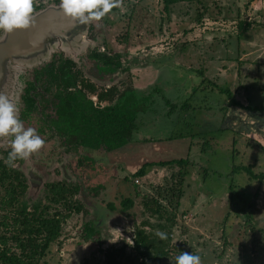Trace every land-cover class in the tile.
<instances>
[{
	"label": "rangeland",
	"instance_id": "rangeland-1",
	"mask_svg": "<svg viewBox=\"0 0 264 264\" xmlns=\"http://www.w3.org/2000/svg\"><path fill=\"white\" fill-rule=\"evenodd\" d=\"M55 1L35 0L34 9L41 10L56 4ZM249 1L180 2L171 6L168 13L163 9L162 0H122L120 7L113 8L101 20L90 21L95 30L89 33L93 38L92 46L110 54H121L122 67L111 75L99 77L100 80L92 72L86 75L99 88L143 86V90H147L156 84L173 103L208 107L217 112L216 116L221 113L223 106L220 105L226 104L228 99L227 93L219 88L229 89L231 96L244 106H264V46L252 48L255 54L247 60L254 61H250L248 71L237 61L242 50L238 41L243 26L239 27V23L244 17V2ZM254 5L263 8L259 15H264V0H254ZM238 8L241 10L237 14ZM260 30L252 38L264 43V29L263 33ZM143 66H153L156 71L152 74L143 71ZM140 72H147L146 79H140L143 75ZM205 72L210 80L203 77ZM23 78L25 85L24 74ZM213 84L216 89L212 88ZM241 85L246 88L242 89ZM93 99L96 101L95 97ZM167 110L157 103L154 110L137 120L138 128L127 146L103 156L104 159L97 154L95 164L84 159L78 180L68 164L61 165V158L55 152L61 144L53 140L47 143L49 160L42 166L24 169L28 179L42 182L29 186L28 206L40 200L45 202L44 182L69 177L70 181L80 182L81 190L76 198L87 212L71 213L65 218L59 238L39 264H142L133 249L138 228H143L169 251V257L159 264H175V257L182 252L199 255L202 264H264V183L250 180L244 171H232L234 166L248 164L254 173L264 171L263 145L256 142L259 139L264 143V126L256 128L259 131L255 140L247 139L230 127L223 134L221 130L212 131L206 138L215 136L205 140L185 132L192 131L191 128L184 131L174 125L176 117L168 118ZM212 110L207 111V115L211 116ZM180 132L189 143L200 142L192 146V156L157 143L169 141L170 136ZM220 140L224 143L218 144ZM135 141L144 146L150 144L148 150L155 146V152L148 153L144 149L133 153L140 145ZM5 143L11 146L9 140L5 139ZM196 146L209 150L200 157ZM187 157L189 165L182 168L187 173L178 207L166 205L162 196L164 188L175 183L179 167L153 166L143 177L132 175L138 167L153 162L152 159ZM8 192L6 186L0 187V221L8 223L6 228L0 226V233L6 232L7 237L13 216L12 208L7 205ZM126 197L132 199L133 205L122 211L120 200ZM146 201L151 207L155 201L162 204L160 215H151L144 206ZM107 203L113 204L115 210L107 209ZM85 223L93 224L97 235L84 239L82 226ZM158 230L170 234V240H161L155 234ZM1 246L15 248L10 239Z\"/></svg>",
	"mask_w": 264,
	"mask_h": 264
},
{
	"label": "trees",
	"instance_id": "trees-1",
	"mask_svg": "<svg viewBox=\"0 0 264 264\" xmlns=\"http://www.w3.org/2000/svg\"><path fill=\"white\" fill-rule=\"evenodd\" d=\"M193 1L195 0H162V3L164 11L167 12L172 5ZM54 3H60V0H56ZM240 25L242 26L241 23ZM94 52L97 53L98 61L106 66L108 70H113L120 66L119 58L121 54L114 53L109 55L106 52ZM76 86L74 84L73 87ZM212 88H217V86L213 84ZM219 90L226 92L228 99L231 97L229 89L219 88ZM90 95H95L97 104ZM104 101L107 104L101 107L100 103ZM61 102L62 107L59 111L62 112V123L64 126L78 131L79 144L91 149L103 148L107 152L118 150L129 144L133 133L138 128L137 120L154 110L157 103L159 105L163 104L168 109L166 112L168 116L173 113L176 114L175 122L192 121V115L195 110V107L187 102H182V104L173 103L162 94L161 88L156 84L142 92L132 87L121 89L116 85L106 90L98 91L93 85L86 83L82 84L81 88H75L68 95L62 97ZM229 103L243 109L264 110V106L251 108L232 100ZM183 136L181 132L174 135V137ZM262 149L264 151V147ZM188 165V158L148 162L139 167L132 175L134 177H143L147 174L148 169L153 166L179 167L180 170L176 175L175 183L168 188H164L165 192L162 196L166 201V205L172 206L174 204V207H178L183 193L184 177L187 173L182 168ZM235 170L244 171L250 180L264 183V171L254 173L252 166L249 164L246 166H234L232 171ZM6 173L7 168L2 172L0 171V187L6 186L9 190L6 195L9 199L7 205L12 208L13 216L9 237L6 236V232L0 233V264H39L51 244L59 238L61 225L65 218L71 213H87L83 203L75 198L79 188L77 185H68L64 182L48 183L44 191L45 202L40 200L28 206L22 200L25 193L24 183L18 182V179L13 180L11 177L6 176ZM132 205L133 201L129 197L120 200L122 211L130 209ZM144 206L151 215H160L163 207L158 201L154 202L153 207L146 201ZM106 208L115 210L111 203H107ZM1 225L6 228L8 223L0 221ZM82 231L84 239L92 238L98 233L97 228L90 223L83 224ZM169 235L167 234L168 238L166 239L168 241L170 240ZM9 239L14 242V249H18V252L1 246H5L6 241ZM133 239V249L139 255L142 264H144L143 261L145 260L159 264L163 258H168L170 255L161 242L150 237L143 228L135 230Z\"/></svg>",
	"mask_w": 264,
	"mask_h": 264
},
{
	"label": "flooded vegetation",
	"instance_id": "flooded-vegetation-1",
	"mask_svg": "<svg viewBox=\"0 0 264 264\" xmlns=\"http://www.w3.org/2000/svg\"><path fill=\"white\" fill-rule=\"evenodd\" d=\"M37 11L38 10L35 11L34 9L33 13ZM94 30V25L90 24L88 33H92ZM2 32L3 30H0V34ZM94 51L98 53L106 52L111 55L108 51H105V49L101 51L95 46H92L91 43L86 51L77 57H72L61 51H57L52 53L51 57L43 64L24 70L26 80L20 95L21 105L19 107V118L23 122L25 128H35L37 134L45 140V144L39 152L32 154L27 160H17L15 161V167H8L5 164V160L8 157V153L11 151V146L5 145L7 144L5 143V139L9 140V145H11L12 138H0V171L2 172L7 168V175H4L11 177L13 180L18 179V182L24 183L25 193L23 195V200L26 203L29 199H27L29 186L35 183L39 184L40 181L28 179L24 169H28L30 166H32L31 169L39 167V165L42 166L43 163L49 160L47 155V143H49V141L53 140V142L56 141L61 144V147L56 149L55 152L59 158H61V165L68 164L71 171L75 174L74 178L77 180L80 173L79 169L83 166L84 159L95 164L98 159L95 158L97 154H99V158H101L103 156L107 157V155L112 152H107L103 148L91 149L81 146L79 144L80 139L77 134L78 131H74V128L70 129L64 126L61 118L62 112L59 111L62 107V97L68 95L71 91L75 90V88H81L82 84H91L98 91L106 90L113 86L99 88L94 81L87 77L86 72H92L93 75L97 74L100 80L99 77L111 75L122 67V56L120 55L119 58L120 66L113 70H108L106 66L98 61L99 58ZM123 69L125 70L126 68ZM74 84L77 86L73 87ZM92 96L95 97V95ZM92 96L91 98L94 100ZM95 99L96 101L94 102L97 104V98L95 97ZM106 104V101H104L100 103V106L103 107ZM2 141L4 143H1ZM54 157L55 155L53 158ZM23 165L25 166L23 167ZM37 175L40 177L38 173ZM65 178L66 179L44 182L42 185L43 193L48 183L55 182L77 185L80 192V182L70 181L68 179L69 177ZM78 194L75 195V198Z\"/></svg>",
	"mask_w": 264,
	"mask_h": 264
},
{
	"label": "water",
	"instance_id": "water-1",
	"mask_svg": "<svg viewBox=\"0 0 264 264\" xmlns=\"http://www.w3.org/2000/svg\"><path fill=\"white\" fill-rule=\"evenodd\" d=\"M35 22L28 29L0 34V93L21 105L24 70L46 62L61 51L77 57L92 43L87 24L66 15L61 3L51 4L33 13Z\"/></svg>",
	"mask_w": 264,
	"mask_h": 264
},
{
	"label": "clouds",
	"instance_id": "clouds-1",
	"mask_svg": "<svg viewBox=\"0 0 264 264\" xmlns=\"http://www.w3.org/2000/svg\"><path fill=\"white\" fill-rule=\"evenodd\" d=\"M35 0H0V30L12 33L17 29H28L35 22ZM63 12L87 24L89 21L101 20L113 8L120 7L122 0H60ZM11 137V151L5 160L8 167H15V161L27 160L39 152L45 144L35 128H25L19 118L17 103L7 95L0 93V138ZM161 240L168 238L167 233H155ZM175 264H202L201 257L182 252L175 257Z\"/></svg>",
	"mask_w": 264,
	"mask_h": 264
},
{
	"label": "crops",
	"instance_id": "crops-1",
	"mask_svg": "<svg viewBox=\"0 0 264 264\" xmlns=\"http://www.w3.org/2000/svg\"><path fill=\"white\" fill-rule=\"evenodd\" d=\"M244 4H246L245 7L243 6V8H242V11H243L242 16L244 15V17H243V19L239 18V19H241L240 23L242 24L243 27L240 30V32H242V37L238 41V44L242 47V50H241L240 56L237 57V61L240 62L241 64H243L242 66H243V69L245 71H248L247 68H250V66H249L250 61H254L253 59L247 60V58H249L250 56L255 54V52H253L252 48L255 49L257 46H259V47H261V45L264 46V43H257V40L252 38L253 35H255V33L257 32V30L264 29V19H263L264 15L263 14L259 15V12L263 13V10H262L263 8L256 7L254 5V0H251L247 3L244 2ZM170 8L168 10V13L170 12ZM244 9L246 11H244ZM240 10H241L240 8L237 9V14L240 12ZM240 15H241V13H240ZM259 16H260V18H259ZM261 20H263V21H261ZM240 23H239V27H240ZM261 30L259 32L263 33ZM249 48H251V49H249ZM143 71H149L152 74V73H154V71H156V69L153 66H151V67L143 66ZM140 74H143L140 77L141 80L146 79V77L144 78V76H145V74H147V72H140ZM203 77H205V79H207V80H210V76L207 75V72H205ZM135 87H136L135 89H137L139 91H142V92L146 91V90H143V86H141L142 88H138V86H135ZM243 88H246L245 85L242 86V89ZM192 93H194V92L192 91ZM232 97L233 96H231L229 99H227L226 104L220 105L223 107H222V110L220 109L221 113L219 116H216L215 113H217V112H214V110H212L208 107L202 108L200 105H197V106L192 105L195 107L194 113L192 115V121L185 120L183 122H175V120H174L173 123H174V125H176V126L178 125L179 127L183 128L184 131L188 128H191L192 131H190V129H189V130H186L185 132H191L189 135L190 136L193 135L195 138L200 137L201 139H205V140L212 139V137L215 136L213 134H212L213 136L206 138L207 135L211 134L212 131L216 132L218 130H221L222 134H223L224 131H227V128L230 127V128L236 129V132L238 134H242L247 139L255 140L257 138L256 131H259L256 128H260V127L264 126L263 125L264 124V111L263 110L243 109V108H240V107L235 106L233 104H230L229 103L230 100L238 102L237 100L234 99V97L232 99ZM228 105H230V106H228ZM209 110H212L211 116L207 115V113H206ZM203 113H206V116H204ZM171 116H174V118L175 117L177 118L175 113H173ZM171 116L167 115L168 118ZM235 122H237V125L235 124ZM135 142H137V143H135L136 145L140 144L138 141H135ZM222 142H223V140H220L218 144H221ZM256 142H259L264 147V143L261 140L256 139ZM157 143L160 144L161 146H165V148H169L170 150H173L174 152H181V153L183 152L184 154H186L189 157V156L193 155L192 154L193 150H191L192 146L195 147V145L199 144L200 142L196 141V144H191L193 142L189 143V140L187 138L174 137V135H172L170 137L169 141H158ZM248 143H250V142H248ZM149 145L150 144H147V146H144L143 144H140L137 148H135V150H133V153L136 151H144V149L147 150L148 153L149 152H155V146H153L150 150L147 149V147ZM217 145H216V147H217ZM196 147H197L196 148V154H199L200 157L205 156L206 153L208 152L207 150H209L207 147H201V146H200V148H199V146H196ZM197 151H199V152H197ZM163 160L164 159L159 160V161H163ZM166 160H170V159H166ZM152 161L157 162V161H154V159H152ZM135 169H137V168H135Z\"/></svg>",
	"mask_w": 264,
	"mask_h": 264
}]
</instances>
